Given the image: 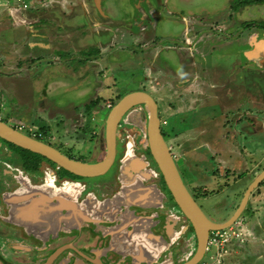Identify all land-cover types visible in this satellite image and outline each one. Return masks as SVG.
<instances>
[{
    "label": "rangeland",
    "instance_id": "rangeland-1",
    "mask_svg": "<svg viewBox=\"0 0 264 264\" xmlns=\"http://www.w3.org/2000/svg\"><path fill=\"white\" fill-rule=\"evenodd\" d=\"M74 1H76L75 5H78L75 6L74 14L67 19L58 17V26L55 27L56 32L61 34L71 30L68 29L70 27L75 34H78L73 35L74 37L83 35L74 46L75 52L71 54L74 60L63 58L64 54L61 52L47 51L40 60L32 61L33 64L28 60L25 61L28 67L32 68L29 70L33 81L31 86L41 91L40 93L34 91L30 95L29 91L22 92L20 87L19 94L28 98L31 107L27 108L24 114L19 108L18 112L9 111L2 118L7 120L12 117V120H8V124L14 125L11 122L24 119L26 115L32 120L36 117L44 120L47 117L49 119L47 132L52 131L58 139L50 141L51 145L65 154L82 156L86 162L92 163L94 159L101 158L105 153V142L101 132L110 110L107 105L111 104L112 107L118 97L143 88L152 94L159 104L162 119L167 121L162 126L164 140L173 150H177L181 145L186 150H203L208 157L209 153L203 148L204 139L215 150L216 148L228 150V145L230 148L233 146V154L235 158L238 156L240 161L235 163V172L230 171L226 174L221 171L226 174L225 176L221 174L218 176V172L212 174L207 172L203 177L196 175L193 188L188 184L193 177L179 167L189 192H196L198 197H203L196 198V202L205 215L217 223L227 220L234 213L255 175L264 168V29L262 26L264 2L239 6L234 13L231 5L235 0H156L155 4L159 10L156 11L150 3H145L146 7L141 6L137 11L140 19H135L131 25L126 24L127 22L102 21L103 25L94 23L96 25L93 27L90 26V20L100 18L93 10L94 6L87 13L90 17L87 22L85 12L81 9L82 0ZM113 1L104 0L101 6L111 11L113 17L117 18L120 15L121 4L116 5L115 2L113 4ZM137 2L143 4L144 0ZM157 17L158 21H156ZM162 22H164L163 26L159 30L158 26ZM245 22L254 25L247 27L244 26ZM209 25L220 28L218 34L222 38L216 37L218 35L214 31L216 29L199 31L202 26ZM165 33L171 34L175 39L174 47L169 49H173V55L180 59L184 58L180 57L182 54L189 53L186 49L180 48L185 46L180 42L181 37H188L187 45L192 46L189 50L194 57L187 58L191 59L189 63L190 65L192 63V66L196 61L195 57L201 58L202 64L197 62L195 68L197 73L201 74L202 83L193 79L197 75L199 77L196 72L190 76L169 72L171 70L162 60L165 57L174 60L173 55L167 50L168 45L158 42L156 50L152 42L153 38ZM94 35L101 42L100 44L97 42L102 50L99 54H95ZM228 35H232V40L226 39ZM13 43L15 44V41ZM24 47L23 52L27 54L28 46ZM62 50L71 51L68 45H62ZM161 50L165 54L158 57L156 51L161 52ZM2 71L10 73L0 59V72ZM29 73L26 76L29 77ZM185 79L189 81L180 83ZM15 82L18 86L23 83L17 79ZM201 91H203V94H200L203 97L202 101L198 99L196 105L192 104L194 97ZM179 92H182L181 100L174 95ZM215 93H221L219 100L221 99L220 104L223 105L222 111L229 113L228 116L225 114L220 116L219 111H215L220 109V104L215 99L217 96H213ZM3 94L4 92L0 90L2 113L8 102H5L6 98ZM91 101L95 102L88 106ZM40 102L44 104V110L36 112L35 107H38ZM76 107L81 110H74ZM194 107L198 108V111H205L203 122L202 117L193 112ZM84 109H87V112H81ZM174 110L184 112L176 114ZM3 115L0 114V118ZM224 119L226 121L222 122ZM60 120L63 121L62 124ZM205 122L210 123L205 124ZM192 124H194L193 129L186 130L192 127ZM33 128H38V125ZM73 130L76 132L74 133ZM178 130L183 133L175 138L171 137ZM228 131L232 135L231 144L225 142L229 137L225 136ZM28 133L32 132L28 131ZM28 133L26 134L29 135ZM183 135L190 136V139H187L188 143L180 138ZM49 137L51 140V135ZM116 144H118V157L120 151L123 153L118 162L121 167L129 155L143 156L141 151L147 144L146 119L143 118L139 107L130 109L121 119L116 132ZM67 146L73 147L74 150H67ZM91 148L95 150H90ZM200 165L201 162L197 166L200 169L207 166L204 164L201 168ZM115 166L116 164L106 175L94 179L109 177ZM210 174L211 177L207 176L210 179H206V175ZM122 177L123 174L120 173L119 178ZM46 178L50 180L49 176ZM227 229L240 233L242 240L230 237L223 249L208 251L202 264H264V180L252 191L245 208L234 224ZM161 248L154 246L156 253ZM187 255L189 254L176 253L175 260L170 264L180 263Z\"/></svg>",
    "mask_w": 264,
    "mask_h": 264
},
{
    "label": "flooded vegetation",
    "instance_id": "flooded-vegetation-1",
    "mask_svg": "<svg viewBox=\"0 0 264 264\" xmlns=\"http://www.w3.org/2000/svg\"><path fill=\"white\" fill-rule=\"evenodd\" d=\"M84 1L86 4H84ZM103 1L104 0H82L81 9L85 12L84 16L87 22L90 20L87 13L91 11L92 6H94L93 10L96 16L100 17L97 18V20L92 16L94 19L93 21L90 20V26L94 27V25H96L94 23L103 25L102 21L105 23L127 22L126 24L131 25L132 22H135V19H140L137 11L141 6L146 7L145 3H150L155 7L156 11L159 10L157 4H155L156 0H144L143 4L138 3L137 0H119V2L114 0L113 4L114 2L116 5L121 4L119 10L120 15L114 18L111 11H107L101 6ZM71 2L74 6H78L75 5L76 1L74 0H71L68 6H70ZM96 2H98V5H96ZM233 4L231 5V9L232 12L235 13L238 9H234ZM151 18H153V16ZM158 20L159 18L157 17L156 21ZM142 23L144 24V22ZM163 23L164 22L158 26L159 30L160 27L163 26ZM207 30H214L215 34L220 32V28L217 29L213 27V25H209L208 27L202 26L199 29V31ZM79 35V37L83 36L81 34ZM216 37L222 38L219 34ZM226 37V39L229 40L233 38L232 35ZM158 38L152 39L154 43L153 48L156 50L158 49V42L161 44L165 43L168 45V52L173 55V49L171 50L169 48H173L176 42L171 34L165 33ZM181 39L180 42L185 46L180 48L186 49L187 53L189 51L188 55L182 54L180 56L184 57L181 58L183 61L181 62V59L176 55H173L174 60L166 57L161 59L164 64L167 65L166 67L171 70L169 72L183 76L186 74L190 76L195 72L199 74L197 73L195 65H197V62L202 64L201 58L195 57L196 61L193 62V66L192 63L190 65V58L187 57L190 56L191 59L194 57L189 50L192 46L187 45L189 42L187 36L181 37ZM60 41L64 42L58 39L59 43ZM97 42L99 44L101 43L100 39L96 36L93 43V45H96L95 54H99L102 51ZM69 49L71 50L70 52L67 50L63 52L62 50L61 54H64L63 58H70L71 61H73L74 58L71 57V54L75 52L74 47L71 45ZM54 52L60 53L59 50ZM162 52L163 50H161V52L156 51L157 56L160 57L165 54ZM59 58L62 59L61 57ZM82 63L84 62L82 61ZM156 63L162 66L158 62ZM8 75L10 74L3 72L2 81L0 82V90L4 92L3 96L6 98V101H4H8L3 113L0 112L1 115L4 114L1 116L0 121L6 124L9 123L8 120H12V117L7 120L2 117L6 116V113L9 111H11L10 113L18 112L19 108H21L15 106L16 100L13 97L14 91L12 82ZM200 77L201 74H199V77L197 75L193 79L195 82L199 80L202 83L203 80ZM186 81L189 80L185 79L182 82L179 80L180 83ZM213 85L215 86L214 83ZM136 91L146 92L153 98L156 104L157 116L159 118L160 130L162 133V126H164L167 121L162 119L157 100L143 88ZM181 94L182 92L174 93L175 97L180 100L183 98ZM200 94H203V91L198 92L197 96L192 100V104L196 105L198 99L202 101L203 97H201ZM220 94L221 93L213 94V96H217L215 99L218 100L219 104L221 102V99L219 100ZM30 95H32V92ZM120 98L121 97H118V100ZM10 99L11 102H9ZM25 102L26 104L23 106V110L31 107L28 99H25ZM94 102L95 101L89 102L88 106H91ZM219 106L220 109L215 111H219L220 116L221 114L228 116L229 113L226 114L222 111L223 105L221 106L220 104ZM107 107L111 109V104H108ZM135 107H139L142 110L143 118L146 119L147 122V114L144 105H135L130 109L132 110ZM35 109L36 112H43L44 104L40 102L39 106H36ZM74 110L81 109L76 107ZM84 110L81 112H87V109ZM196 111H198V108L194 107L193 112L198 114L199 117H202L201 121L203 122L205 111ZM127 112L124 115H126ZM173 112L181 114L184 111L175 112L174 110ZM11 115L15 117L13 114ZM24 119L14 121V123L11 122L14 125H8L24 134L28 133V131L32 132L28 133V136L47 143L50 146H52L50 141L54 139L58 140L52 131L49 130V132H47V127L49 125V119L47 117L44 120H42L41 117H36L32 120V118L26 115ZM120 121L117 129L120 126ZM223 121L226 120L224 119L222 122ZM62 122L63 121L60 120L61 124ZM60 123L57 124L60 125ZM206 123L210 122H205V124ZM37 125L38 128H33ZM193 125L194 124L186 130H192ZM228 125L229 123L227 126ZM205 131L207 132L206 129ZM73 132L75 133L76 130H73ZM101 133L104 137V129H102ZM180 133H183V131L178 130L172 134L171 137L175 138ZM230 133L231 132L228 131V134L225 135L229 136L228 139H231V141L230 139L225 140L228 144L233 143ZM50 135L51 140L49 137ZM207 135L208 133H206L205 136ZM164 137L165 136H163V138ZM180 138L185 139V142L188 143L187 139H190V136L183 135ZM205 140L206 139L203 140L205 143L203 148L205 150H215V148L211 147ZM117 146L115 135V155L113 163L104 174L95 177L106 175L114 164H116L113 173L106 178L94 179V177H81L72 173L69 174V172L66 173V170L49 161L47 158L0 138V264H170L175 260L176 253H188L189 255H187L185 260L180 263H175L184 264L197 253L198 240L195 230L190 220L176 203L163 176L152 159L149 150H146V148L141 151L143 156H140L141 154L138 156V158L142 159V162H145V168L141 171H132V176L135 178L139 177L141 180L139 186L140 191L131 188V191L136 192L137 198L134 200L135 202H130V200L124 196L123 190H125V184L122 180L123 177L121 179L119 178L122 167L121 164L118 163L123 153L120 151V157H118L119 152ZM229 146L230 145L227 147L228 150H225V154H218L220 159L217 160L219 157L213 156L210 158L209 156L211 160L209 162L212 163L206 164L208 167L206 166L200 169L197 167L199 163H190L188 157L182 154L180 151L182 148H180V146L177 147V150H173L170 145H167L184 187L201 211L202 209L196 202V198L199 199L203 197H198L196 192H189L179 172V167L185 173L191 174L193 179L189 181L188 184L193 188L196 183L194 179L196 175L203 177L207 172H211V174L212 172H218V176L219 174L225 176L230 171L235 172V163H237V161L233 154V146H231V148ZM67 147V150H74L71 146ZM54 148L59 150L56 147ZM90 150L95 149L91 148ZM61 153L69 158L86 162L82 156ZM201 155L200 161L202 165L200 166L202 168L205 164L204 160L208 157L203 153ZM104 156L105 153L101 158H93L94 162L102 160ZM90 159H92L91 156ZM221 171L226 172V174ZM211 174L206 175V179H210L208 177H211ZM46 176H49L50 180L47 179ZM206 181L208 182V180ZM134 182L136 181H133V183ZM260 184L261 182L259 185ZM51 192L53 193L51 194ZM202 213L205 215L203 211ZM80 215L83 216L81 219ZM206 218L209 219L207 216ZM210 233L211 231H209L207 235L204 252L196 264H202L205 260V255L208 253L207 243ZM154 246L162 248L156 253ZM155 254H157V256Z\"/></svg>",
    "mask_w": 264,
    "mask_h": 264
},
{
    "label": "water",
    "instance_id": "water-1",
    "mask_svg": "<svg viewBox=\"0 0 264 264\" xmlns=\"http://www.w3.org/2000/svg\"><path fill=\"white\" fill-rule=\"evenodd\" d=\"M139 104L144 105L147 114L146 143L149 153L163 176V179L176 203L190 220L198 240L197 253L184 264H196L204 252L208 232L222 230L234 224L245 208L252 191L264 180V168L248 185L242 195L240 203L234 213L227 220L220 223L210 221L199 209L181 181L175 163L160 130L156 104L148 93L143 91L129 92L123 95L111 107L107 113L104 125L105 156L102 160L94 163L69 158L47 143L36 140L2 121H0V138L33 153L39 154L74 175L81 177L100 176L104 174L113 163L115 155V135L120 119L130 108ZM145 166V162H142V159L137 156L129 155L124 160V164L121 168V173L123 174L122 180L125 184V190H123V193L130 202L137 198L136 192L131 191V188L140 191L139 186L141 182L139 177L135 178L132 176V171H141ZM133 181L136 182L133 183ZM82 217L83 216L80 215V219Z\"/></svg>",
    "mask_w": 264,
    "mask_h": 264
},
{
    "label": "crops",
    "instance_id": "crops-1",
    "mask_svg": "<svg viewBox=\"0 0 264 264\" xmlns=\"http://www.w3.org/2000/svg\"><path fill=\"white\" fill-rule=\"evenodd\" d=\"M67 1L34 0L31 7L25 11L21 10L11 0H0V59L5 64L6 69L10 72L8 77L12 82L14 91L13 97L17 103L15 106H19L21 109L25 106L24 104H26L25 99L28 98H25V95L19 94L20 87H22V92L29 91L30 93H33L36 91L37 93H40L41 91L38 90V88L31 86L33 85V81L29 70L32 68L28 67L27 62L25 61L28 60V62L33 64L32 61L40 60L47 51L59 50L61 52L62 45H68L69 48H71V45L74 47L76 41H79L80 39V37L73 36L78 34H75L70 27H68V29L71 30H66L62 34L55 30V27L58 26V17L67 19L75 12V6L72 2L70 6H68L71 0ZM97 3L98 2H96V5H98ZM84 4H86L85 1ZM58 39L64 42L60 41L59 43ZM14 41L15 44L13 43ZM24 46H28L27 48L29 50L27 54L23 52L25 51L23 49L25 48ZM28 73L30 74L29 77L26 76ZM0 75L1 82L3 71L0 72ZM15 79L23 82L22 85L18 86ZM24 111L25 110L22 109V114ZM180 148H182L180 151L188 157L190 163H200L201 154H205L203 150H186L184 146L181 145ZM207 152L209 153L210 158L213 156L219 157L217 160L220 159L219 155L226 153L225 150H207ZM209 156L204 160L205 164L212 163L209 162L211 161ZM235 160L237 163L240 161L238 156ZM256 176L257 175H255V177ZM237 245L239 246V244Z\"/></svg>",
    "mask_w": 264,
    "mask_h": 264
},
{
    "label": "built area",
    "instance_id": "built-area-1",
    "mask_svg": "<svg viewBox=\"0 0 264 264\" xmlns=\"http://www.w3.org/2000/svg\"><path fill=\"white\" fill-rule=\"evenodd\" d=\"M22 10H27L31 7L34 0H11ZM32 131V130H30ZM234 238L238 240H242L240 237V233H234L231 229L228 230L227 228L222 230H214L211 231L208 243H207V250H217L223 249L225 243H227L229 238Z\"/></svg>",
    "mask_w": 264,
    "mask_h": 264
},
{
    "label": "trees",
    "instance_id": "trees-1",
    "mask_svg": "<svg viewBox=\"0 0 264 264\" xmlns=\"http://www.w3.org/2000/svg\"><path fill=\"white\" fill-rule=\"evenodd\" d=\"M264 0H235V3L233 4V8L234 9H238L239 6H246V5H251V4H257V3H263ZM254 24L253 23H248V22H245L244 23V26H253ZM261 26V24H260ZM263 26V25H262ZM261 26V27H262ZM162 135H164V132H162ZM148 148L146 147V150ZM79 160V159H78ZM66 173H68L67 171H65ZM70 174V173H69ZM262 183V182H261Z\"/></svg>",
    "mask_w": 264,
    "mask_h": 264
},
{
    "label": "bare ground",
    "instance_id": "bare-ground-1",
    "mask_svg": "<svg viewBox=\"0 0 264 264\" xmlns=\"http://www.w3.org/2000/svg\"><path fill=\"white\" fill-rule=\"evenodd\" d=\"M44 92H46V91H44Z\"/></svg>",
    "mask_w": 264,
    "mask_h": 264
}]
</instances>
